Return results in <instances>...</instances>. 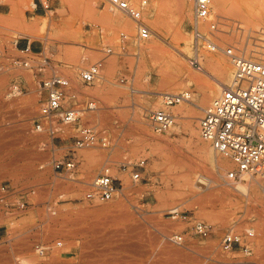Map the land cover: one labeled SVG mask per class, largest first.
Here are the masks:
<instances>
[{
	"label": "rangeland",
	"instance_id": "rangeland-1",
	"mask_svg": "<svg viewBox=\"0 0 264 264\" xmlns=\"http://www.w3.org/2000/svg\"><path fill=\"white\" fill-rule=\"evenodd\" d=\"M129 1L138 5L142 0ZM145 1L143 19L151 36L138 45L133 41L135 24L112 10L106 0H0V188L9 185L15 191L0 202V227L6 230V239L0 243V264H264V196L257 203L250 201L244 176L231 182L238 190L222 185L233 165L218 174L216 186L203 194L183 192L167 201L159 197L166 180L171 185L188 170L181 162L166 158L164 151L151 148L139 122L149 128L155 142L169 151L179 150L186 161L199 163L185 141L188 134L180 122L184 119H175L167 132L158 134L146 115L156 110L173 115V111L189 109L197 114L198 125L202 110L215 99L200 104V88L193 80L173 86L174 59H180L188 73L205 83L217 84L219 78L218 67L206 64L209 56L227 68L223 85L231 79L232 66L220 50L202 51L201 71L188 64L194 0L190 16L183 12V0ZM115 14L124 23H112L110 17ZM211 18L220 23L216 45H232L247 56H264V0H222L220 5L211 0ZM200 29L205 32L206 25ZM120 33L127 35L124 51ZM26 44L33 54L27 58L28 69L15 64L26 58L19 51ZM175 47L183 48L182 55ZM107 49L112 53L107 54ZM98 61L102 63L99 76L92 85H83L80 74ZM53 75L69 81L65 106L96 102L97 110L85 114L82 121L110 141L107 149L96 145L76 150L75 170L61 176L50 162L69 154L72 139H55L51 149L44 134L30 132L41 103V82ZM182 92H189L191 98L165 105V96ZM142 160L139 181L121 171V164ZM104 167L110 168L118 194L105 203L85 200L90 184ZM201 174L207 175L202 170ZM260 175L258 183L264 187V173ZM21 202L25 203L23 210L17 208ZM175 206L177 217L170 210ZM222 211L224 223L205 217L221 216ZM198 221L212 228L207 239L190 237ZM230 227L254 232L250 258L224 255L219 249ZM176 234L184 236L182 246L168 240ZM37 248L44 253L40 255ZM168 250L177 252L166 255Z\"/></svg>",
	"mask_w": 264,
	"mask_h": 264
},
{
	"label": "built area",
	"instance_id": "built-area-1",
	"mask_svg": "<svg viewBox=\"0 0 264 264\" xmlns=\"http://www.w3.org/2000/svg\"><path fill=\"white\" fill-rule=\"evenodd\" d=\"M112 10L118 11L135 24V44H141L149 39L151 31L145 24L143 14L146 1L142 0L138 5H133L129 0H106ZM193 24L191 26L192 47L191 55L187 58L188 64L195 70L201 71L200 64L202 51H222L232 66L231 79L227 85H223L219 95L202 110L198 120L199 135L202 141L208 143L211 149L230 161L234 169L227 172L225 180L232 182L246 175L264 173V56H247L242 50L232 45L224 48L214 43L217 39L218 19L211 18V0H194ZM43 9L48 6L42 5ZM206 25V31L200 29ZM119 44L124 51L127 43V35L119 34ZM18 47V42L14 43ZM26 58L15 61L18 67L30 68V55L32 50L26 44L20 50ZM107 54L112 53L107 49ZM101 61L91 65L80 74L83 85H92L99 76ZM123 81V80H122ZM17 87V86H14ZM69 81L61 76L53 75L41 82V98L37 116L30 132L44 134L50 140L53 149L54 140L66 141L72 139V149L62 159L52 158V169L61 176L72 174L76 168L74 153L76 150L91 148L100 145L107 149L110 141L105 133L99 132L93 126L83 122V116L97 110L96 102H87L79 106L72 104L65 106ZM18 89V87H17ZM19 90V89H18ZM20 91V90H19ZM21 93V91H20ZM190 93L165 96V105L175 106L188 101ZM146 119L153 130L162 134L167 132L174 124L175 118L164 110L148 112ZM70 132V136L69 135ZM144 160L138 164H121V171L130 173L132 181L141 179V169ZM91 190L84 199L90 202L105 203L114 199L118 194V186L113 178L110 168L104 167L90 184ZM15 194L14 188L2 185L0 188V202ZM25 203L17 204L19 210H23ZM179 216L177 212L175 217ZM183 220L186 217L180 215ZM212 233V228L205 222L198 221L192 225L191 238L207 239ZM252 230L238 231L234 227L228 228L219 241V249L224 255H240L248 259L252 255V242L254 239ZM168 240L177 246H182L184 236L172 235ZM61 246V242L57 243ZM40 255L43 248H37ZM241 262H227L225 264H240Z\"/></svg>",
	"mask_w": 264,
	"mask_h": 264
},
{
	"label": "bare ground",
	"instance_id": "bare-ground-1",
	"mask_svg": "<svg viewBox=\"0 0 264 264\" xmlns=\"http://www.w3.org/2000/svg\"><path fill=\"white\" fill-rule=\"evenodd\" d=\"M221 1L222 0H213V2L216 5H220ZM182 9L186 16H190L192 13V0H183ZM110 21L114 24L124 23V20H122V18L116 14L110 17ZM185 45L187 44L185 43ZM174 49L177 53L182 55L183 48L178 49V47H175ZM206 64L208 65L214 64L218 67L219 78H217V81L219 84L218 83L217 84L205 83L199 76L197 75L194 76L193 73H192L193 75H191L190 73L187 72L188 69L186 68L185 64L180 59H174V63H173L174 74L172 76V82H171L173 86L177 87L180 84V82H185V81L187 82V81H192V80L195 81L198 84V87L200 88L199 103L202 105L208 103L211 99L216 98L217 97L216 95H218L220 89L222 88V85L228 79V71L222 61L216 60L212 58L211 56H209V58L206 60ZM14 90L18 92V89L16 87L14 88ZM182 93H185V92H182ZM190 98H191V94H190ZM173 116L177 120L184 119L183 121H180V122L184 127V131L188 134V138L185 141H187L188 149L193 152L194 157H196L199 163H197L196 161L192 162L193 160L186 161L185 159H182V155L181 153H178L180 151L177 148L176 149L178 151L176 150L174 151L175 149L174 147H173L174 148L173 151H169L168 148H166L165 146L160 145L158 142H155L154 141L155 137H153V135L150 133L149 128L146 127L143 122L141 121L139 122L140 127L144 133L143 135H146L148 137L149 142L147 144L150 145L151 148L160 149L161 151H164L165 153L163 155L166 158L174 160L177 163L181 162L182 165H184L188 170L184 174V176H181V178H179L178 180L173 179V183L171 185L169 184V181L166 180V182L164 183L165 184L164 189L160 190L159 192V197L163 201H167L169 199L174 200V198L177 195L183 192H188L191 194H203L207 189L216 186L214 184L217 183L218 174H221L223 171L231 167L230 166L231 163L229 160H227L224 157H223L224 159L215 157L212 153V150L203 143L204 141L202 142L200 140L199 126L197 125V114L195 112L189 109H184L183 111L176 110V111H173ZM166 145H169V143ZM201 170H202V173L204 171V173H206L207 175L204 176V174H201ZM260 174H263V173H260ZM260 174L256 177L254 176L249 177L250 175L244 176L245 181H247L248 186H250L248 189V193H246V195L248 196L249 200L254 203L259 202L261 198V194L264 196V187H262L258 183V180L262 178ZM221 178L223 179L224 177H221ZM255 183H257L259 187L256 186ZM232 184L233 183L227 182L226 180L222 182V185L229 186L231 190H234V191L238 190V187H235ZM218 185H221V184H218ZM261 203L264 206V202H261ZM170 210H172L173 212H178L179 208L175 206V207H171ZM94 211L97 213H100L103 210L96 209ZM205 217L206 219H208V221H211V222L216 221V220H221L224 223L225 221V213L223 211H222L221 216L220 215L217 216L216 214L208 216V214H205ZM121 219H123V217ZM176 252H177L176 250H168L165 253L166 255L168 254L173 255V254H176Z\"/></svg>",
	"mask_w": 264,
	"mask_h": 264
},
{
	"label": "crops",
	"instance_id": "crops-1",
	"mask_svg": "<svg viewBox=\"0 0 264 264\" xmlns=\"http://www.w3.org/2000/svg\"><path fill=\"white\" fill-rule=\"evenodd\" d=\"M5 239H6V230H3V227H0V243H2Z\"/></svg>",
	"mask_w": 264,
	"mask_h": 264
}]
</instances>
